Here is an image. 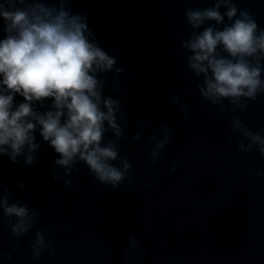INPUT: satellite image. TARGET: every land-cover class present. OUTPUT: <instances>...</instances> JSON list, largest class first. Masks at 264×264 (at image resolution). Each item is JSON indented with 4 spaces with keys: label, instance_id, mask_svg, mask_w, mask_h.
Returning a JSON list of instances; mask_svg holds the SVG:
<instances>
[{
    "label": "water",
    "instance_id": "water-1",
    "mask_svg": "<svg viewBox=\"0 0 264 264\" xmlns=\"http://www.w3.org/2000/svg\"><path fill=\"white\" fill-rule=\"evenodd\" d=\"M256 14L264 27V0H235ZM213 0H75L87 12L101 47L117 56L122 110L128 126L121 148L135 171L117 188L97 182L83 165L73 187L53 181L55 158L46 144L27 169L0 158V178L7 177L11 199L40 212L32 232L19 243L0 225V252L9 264H264V169L255 151L236 149L228 120L239 115L256 131L264 126V95L248 102L244 113L221 112L203 100L197 79L180 47L191 29L186 7L205 8ZM223 11V9H222ZM112 73L103 79L111 82ZM106 94H110L108 88ZM175 94L178 103L170 98ZM188 109V120L181 108ZM145 127L140 141L135 125ZM162 124L172 129L153 182L146 168L147 137ZM177 171L169 175L172 164ZM23 180L25 189L16 187ZM151 184V188L145 185ZM37 229H51L53 251L34 261L28 241ZM129 236L139 239L144 256L127 250Z\"/></svg>",
    "mask_w": 264,
    "mask_h": 264
},
{
    "label": "clouds",
    "instance_id": "clouds-1",
    "mask_svg": "<svg viewBox=\"0 0 264 264\" xmlns=\"http://www.w3.org/2000/svg\"><path fill=\"white\" fill-rule=\"evenodd\" d=\"M75 0H0V158L20 168L32 167L42 145L55 158L50 175L73 187V175L83 165L100 184L117 188L131 182L133 163L122 151L128 126L119 98L117 56L101 47L89 26L87 12ZM223 9V11H222ZM184 20L191 29L180 47L185 64L197 79L200 97L221 112L244 113L248 102L264 95V27L256 14L235 0H213L205 8L186 7ZM112 73L111 82L103 79ZM106 87L110 94L105 93ZM179 101L175 94L170 103ZM188 120V109L181 108ZM238 152L255 151L264 159V126L249 128L239 115L228 120ZM132 139L140 141L143 121ZM172 129L162 124L147 137L151 145L144 161L159 179L157 165L169 144ZM179 165L173 163L169 175ZM250 177H264V169L250 168ZM7 177L0 178V225L19 243L36 226L40 212L11 199ZM151 184L145 188H151ZM23 190V180L16 181ZM51 229H37L28 241L32 259L53 251ZM127 250L144 256L136 236ZM11 252H0L9 264Z\"/></svg>",
    "mask_w": 264,
    "mask_h": 264
}]
</instances>
